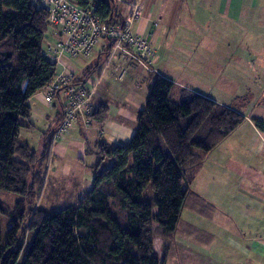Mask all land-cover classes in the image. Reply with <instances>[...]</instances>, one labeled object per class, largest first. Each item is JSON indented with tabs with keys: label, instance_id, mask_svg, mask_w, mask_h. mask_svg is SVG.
Listing matches in <instances>:
<instances>
[{
	"label": "trees",
	"instance_id": "trees-1",
	"mask_svg": "<svg viewBox=\"0 0 264 264\" xmlns=\"http://www.w3.org/2000/svg\"><path fill=\"white\" fill-rule=\"evenodd\" d=\"M71 1L87 6L91 0ZM119 3L97 0L96 13L119 24ZM49 32L47 12L32 0H0V193L19 196L12 207L0 198V264H164L183 209L213 214V204L191 190L194 173L244 116L186 89L174 100V83L154 75L129 140L95 143L90 187L57 211L34 209L44 180L41 165L53 157L52 138L64 116L61 104L56 122L42 135L41 152L19 140L21 128L33 126L29 98L57 72L42 54ZM93 70L85 67L73 83H85ZM107 115L108 107L98 103L90 119L102 126ZM252 121L264 132L263 118ZM148 183L152 200L144 201ZM3 218L9 221L5 235ZM26 231L33 234L28 246Z\"/></svg>",
	"mask_w": 264,
	"mask_h": 264
},
{
	"label": "crops",
	"instance_id": "crops-1",
	"mask_svg": "<svg viewBox=\"0 0 264 264\" xmlns=\"http://www.w3.org/2000/svg\"><path fill=\"white\" fill-rule=\"evenodd\" d=\"M139 2L141 16L134 22L132 31L144 36L155 50V58L140 62L130 60L136 69L130 68L127 75L129 83L123 103L112 107L108 102L111 90L102 86L97 92L95 90V96L109 108L105 123L102 126L95 124L87 130L74 129L63 141L55 143L52 147L53 163L61 155L74 163L72 165L82 166L79 179L71 177L70 181L82 193L91 185L87 184L89 175L86 179L84 170L91 172L89 166L96 161L95 143L99 140L110 144L125 143L119 137L130 135L126 129L129 123H134L136 128L137 114L145 104L154 75L172 81L177 94L179 89H186L209 98L204 84L196 86L194 80H190L199 73L198 78L208 82L204 78L207 75L217 85L214 101L242 114L244 120L214 148V212L211 216L198 215L207 219L214 215V227L218 229L217 233L224 235L223 244L216 246L214 234V264H264V132L258 130L252 121L253 117L264 119V0ZM119 4L125 15V5ZM109 50V43L101 42L90 60H77L81 67L74 64L76 60L71 64L77 71L87 66H93L95 70L105 56V66L98 74L100 78L110 66L107 59ZM191 70H195L194 76H188ZM86 83L93 86L92 77ZM62 102L59 96L48 103L43 90L36 92L28 100L33 126L23 127L24 130L36 131L33 118L38 117L45 127L39 134L41 140L43 133L56 122ZM98 128L103 129V136L99 137ZM104 136L107 139H103ZM22 142L27 143L23 139ZM65 171L64 176L69 178L70 173L67 169ZM216 176L222 177L223 187L231 189L223 192L225 197L215 190ZM186 224L188 236L205 242L212 239L209 234L202 235L204 230ZM198 231L199 234L196 233Z\"/></svg>",
	"mask_w": 264,
	"mask_h": 264
},
{
	"label": "rangeland",
	"instance_id": "rangeland-1",
	"mask_svg": "<svg viewBox=\"0 0 264 264\" xmlns=\"http://www.w3.org/2000/svg\"><path fill=\"white\" fill-rule=\"evenodd\" d=\"M119 1V0H118ZM122 3L121 1H119ZM121 9V7H120ZM125 9V8H124ZM108 53V52H107ZM118 55V56H117ZM156 56V55H155ZM103 59L100 63V66L98 69L93 70L91 77H96V84L94 85L93 91H94V99L96 101V105L98 103H102L97 98V95L95 96V90L96 92L99 90V86H102L104 89L108 88L111 90V94L109 93L108 96V102L111 104V106H117L118 104L123 103V95L126 94L127 88L129 83L128 73L130 72V68H134V64L132 65L130 62L131 57L126 56L122 57L118 52H116L115 56H108V62L109 65L106 67V73L102 74L100 78H98V74L101 73L103 67L105 66L106 57L102 56ZM116 57V58H115ZM155 58V57H154ZM153 58V59H154ZM118 59V60H117ZM152 59V60H153ZM90 60V59H89ZM133 60V59H132ZM88 60H86L87 62ZM74 64H77L78 67H81V63L76 61H73ZM121 67V69H120ZM124 71L123 76L120 77V70ZM136 69V68H134ZM133 69V70H134ZM83 70H79L77 74L82 73ZM194 71L191 70L188 73V76H194ZM192 79L194 80L193 83L198 86L199 84H204L208 88V96L209 98L214 100V96L216 97L215 88L216 84L214 83V80L211 79L209 76L204 75V78L207 79L209 82H205L202 78L199 77V73H196ZM192 82V81H191ZM177 90V89H176ZM116 93V94H115ZM115 94V96H114ZM206 97V96H205ZM56 96L54 97V99ZM172 99H177V93L174 91L171 94ZM53 99V100H54ZM52 100V101H53ZM51 101V102H52ZM48 102V103H51ZM109 109V108H108ZM36 116V113H35ZM114 116V115H113ZM111 118V116H110ZM33 122L35 124V127L37 128L36 131L33 129L31 130H24V128L21 129V137L20 141L25 140L30 146L33 148H36L38 152H41L42 144L44 137L41 140H39V134L40 131L43 130L44 125L42 124V120H40L38 117L33 118ZM129 122V121H128ZM80 125V124H79ZM95 124L92 122L90 126L88 127H74L70 129L69 131L65 132L61 138L56 139V143L59 141H63L72 130L74 129H92V127ZM129 130L130 135H121L119 138H122L125 142L129 140V137L134 133L135 131V124L129 123L127 128ZM133 129V130H132ZM56 130V129H55ZM39 131V132H37ZM98 135L103 136L105 133L102 128H98ZM55 143V139L52 138ZM103 139H107L106 136L103 137ZM112 143H115L112 141ZM39 144V145H38ZM199 152L198 150H196ZM73 152V151H72ZM74 155V152L72 153ZM53 156V155H51ZM61 156V155H60ZM57 156L53 163V157H51L50 161L44 160L41 165V170L43 172V185L40 189L36 192V197L32 201L33 208H40L46 212H53L61 209L62 207L74 203L78 196L81 194L80 189L77 188V186H73L71 184V177L79 179L80 175L82 174V169L80 166L72 165L74 163L68 162V158L66 157H60ZM76 155H74L75 157ZM203 166L200 167L195 173H194V180L191 184V190L195 193L202 196L203 199L208 201L209 203H212L214 205V148L204 156L203 158ZM76 164V163H75ZM70 173L69 178L68 175L64 176L66 174V170ZM84 172L86 173V176L88 179V185H90L91 180V172L88 169H85ZM68 173V174H69ZM221 176L215 177V185L218 194H222L223 192L227 191L230 192V188L223 187L221 183ZM224 180H226L224 178ZM223 180V181H224ZM81 186V185H80ZM78 189V191H77ZM225 197V194L223 195ZM0 198L5 201L9 206H13L14 201L19 198L18 195L8 192H1ZM142 199L144 201H151L152 200V190L150 183L147 184L146 188L143 191ZM221 200V199H220ZM184 221L181 222L182 225L180 226V233L177 234L176 238L177 241H173L168 257L166 258V261L164 264H214L215 258H214V234H215V242L216 246H221L220 244H223V233L219 232L217 233L218 229L214 227V215L212 218L207 219L205 217L199 216L197 212L190 209V207H186L182 211V217ZM29 221V220H28ZM28 221L26 222V226L28 225ZM184 223V224H183ZM186 223H190L194 225L197 229L204 230L202 235L209 234L212 238L209 242H205L203 240H196L195 237L188 236L185 231V225ZM9 224L8 219L3 218L2 219V235H5L7 231V226ZM199 234L200 232H196ZM33 234L30 231H26L24 234V245H29L31 238ZM192 248V250L190 248ZM158 251V250H157ZM161 252H160V258L161 260ZM190 259V260H189Z\"/></svg>",
	"mask_w": 264,
	"mask_h": 264
},
{
	"label": "built area",
	"instance_id": "built-area-1",
	"mask_svg": "<svg viewBox=\"0 0 264 264\" xmlns=\"http://www.w3.org/2000/svg\"><path fill=\"white\" fill-rule=\"evenodd\" d=\"M119 1L125 5L126 13L121 23L112 24L96 13L97 0H91L87 6L71 0H32L37 8L48 14L50 32L45 36L42 54L57 66L53 80L43 90L44 99L51 102L55 96H60L64 106V116L54 132V139L61 138L74 127L90 126L91 115L96 111L93 91L96 77H92L93 86L86 82L81 85L73 83L78 71L71 64L72 60H89L104 41L109 43V57L116 52L139 62L143 59L151 61L155 57V50L144 36L132 31L134 22L141 16L139 0ZM120 71L122 77L124 71Z\"/></svg>",
	"mask_w": 264,
	"mask_h": 264
}]
</instances>
